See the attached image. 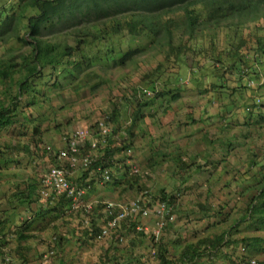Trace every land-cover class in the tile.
Returning <instances> with one entry per match:
<instances>
[{
    "label": "rangeland",
    "instance_id": "374dc122",
    "mask_svg": "<svg viewBox=\"0 0 264 264\" xmlns=\"http://www.w3.org/2000/svg\"><path fill=\"white\" fill-rule=\"evenodd\" d=\"M16 1L0 0V19L6 16L4 11H10ZM250 1L252 4L263 2ZM217 27H220L218 33L209 30L200 35L206 38V47L214 36L219 38L218 49L229 47L232 38L238 40L241 36L253 45L256 38L252 34L264 33V16L260 14L255 19H247L245 23H240L238 18L219 19ZM27 48L28 46L22 43L11 41L0 48V55ZM245 52L251 58L255 55L254 50L246 49ZM190 54L191 52L188 53ZM144 57L124 69L114 68L110 73L111 82L94 95H87L83 103L73 107V112L66 108L59 109L61 106L67 107L64 97L55 102L59 113L56 117H51L48 123L45 122L41 134L42 142L38 147L32 144V138L38 136L28 125L16 126L13 133L5 130L0 133V142L13 146L11 150H7L9 153L0 157V250L11 254L15 260L14 264H21L16 253L18 245L24 247L29 264H41L43 255L51 251H54V259L63 264H161L158 256L161 243L169 249V258L176 260L186 243L197 242L203 236L224 230L230 231L235 238L264 237V228H257V225L248 226V222L243 221L241 217L245 213L248 198L258 192L255 187L248 185L251 183V175L254 171L259 173L260 164L264 163L262 55V64L256 65L262 72L261 80L255 74H246L243 76L246 77L243 82H247L251 89H243L239 87L240 83L235 81L237 75L227 74L231 86H235L236 91H233L231 96H221L219 99L213 92L199 95L201 92L196 88L192 67L183 66L182 85H186L187 89L182 97L176 101L169 99L172 109L168 112L163 111L167 104L166 99L157 101L154 106L156 110L152 111L154 117L148 115L136 126L137 136L127 140L133 141L131 149L113 151L111 158H107L110 159L108 163L113 174L112 182L119 180V185L114 186L102 181L95 169L90 171L87 180L92 184V188L86 199L88 203L96 204L95 201L102 200H134L145 191L141 190L143 188H140V185L145 186L152 195H160L163 188L169 193L179 192L174 223L170 228L166 226L160 240L154 241L149 236L139 238L138 233L122 229L117 234L112 232L105 238L84 243L82 230L87 227L89 216L86 212H74L71 216V211L65 213L64 219L51 223L46 229L34 231V236L27 242L18 240L15 230L23 220L32 217L37 209L57 199L52 196L46 198V194L40 192V198L36 201L21 204L12 194L27 186L31 178H39L43 188V178L57 163L54 150L63 145L64 133L94 124L96 119L109 114L115 103H119L122 110L121 123L130 125L129 106L123 94L132 98L133 88L144 84L141 81L143 73L164 58L162 54L157 57L152 54L148 56V63H144ZM197 61L203 83V65L207 62V57L200 55L192 60L187 56L188 64L193 65ZM152 93L150 91L148 94ZM256 100L258 104H255ZM248 106L251 114H248ZM20 108L24 109L25 113L33 109L27 106L25 98L20 103ZM36 111L34 110V113L38 117ZM73 113V124L67 127L65 118ZM55 118H60L63 124L55 126ZM126 137L124 130H120L113 137L112 149L114 146H121ZM25 144H30V152L25 151ZM97 154L99 158L102 157L100 150ZM206 158L208 165L198 171L197 165L203 166ZM83 172L81 168L76 169L72 175L73 181L79 182L78 177ZM132 175L134 178H131ZM135 178L138 184L135 182L136 186L131 188L128 180L135 181ZM79 200L81 209L85 201L83 198ZM204 203H207L208 211L201 209L200 204ZM85 217L88 222L80 225V218ZM142 221L147 226H157L154 216ZM100 222L103 225L101 219ZM241 251L238 246L232 255L234 250L230 249L228 256L236 258L243 254ZM251 255L264 262V252ZM205 262L206 259L202 260V263ZM212 264H230V260L220 254Z\"/></svg>",
    "mask_w": 264,
    "mask_h": 264
},
{
    "label": "trees",
    "instance_id": "16d2710c",
    "mask_svg": "<svg viewBox=\"0 0 264 264\" xmlns=\"http://www.w3.org/2000/svg\"><path fill=\"white\" fill-rule=\"evenodd\" d=\"M4 12L6 16L0 19V48L11 41L22 43L28 48L0 55V133L4 130L13 133L16 126L28 125L38 136L32 138V144L36 147L42 142L45 122L48 123L51 117H56L59 113L55 102L61 97H64L67 107L61 106L59 109L66 108L73 112V107L83 103L87 95H94L111 82L110 73L114 68L124 69L143 56L144 63H148V56L152 54L153 57L159 54L164 57L156 66H151L143 73L142 86H131L132 98L123 94L129 106L130 125L121 123L122 110L119 103L111 107L109 114L96 119L95 123L105 121V127H110V130L104 132V127L97 130L94 137L101 140L99 150L102 157H98L91 166L83 170L78 177L79 182H76L79 187L92 188L87 180L90 171H97L98 166L110 167V159L107 158H111L113 151L131 149L133 141L127 140L137 136L136 126L148 115L154 117L152 111L156 110L154 106L157 101L166 99L164 112L172 109L169 99L178 100L187 89L186 85H182L183 66L192 67L196 88L201 92L199 95L213 92L218 99L221 96H231L236 91L227 74L237 75L235 81L243 89L250 88L247 82H243L246 78L244 75L255 74L259 80L262 78V72L256 65L262 64L264 33L252 34L256 38L253 45L241 36L238 40L232 38L229 47L223 49L217 48L218 37H211L206 47V38L200 35L209 30L218 33L219 19L238 18L240 23H245L247 19H255L260 14L264 16V0L262 4H252L250 0H17L10 11L7 9ZM246 49L255 51L253 58L245 52ZM200 55L207 57V62L203 65V83L198 69L199 61L193 65L187 63V56L193 60ZM150 91L153 95L148 94ZM24 98L27 106L33 108L27 113L20 108ZM255 104H258L257 100ZM246 108L248 114H251L249 106ZM34 110H37L38 117ZM74 114L71 115L73 117L65 118L67 127L73 124ZM208 120L207 118L206 121ZM62 124L60 118L54 119L55 126ZM120 130H124L127 137L122 140L124 143L121 146H114L112 149L113 137ZM103 139L106 140L105 143ZM12 147L10 143L0 142V157L9 153L7 150ZM88 147L89 144L86 143V148ZM60 148L54 150L55 159ZM24 149L30 152V144H25ZM207 161L206 158L203 166L197 165V170L201 171V168L206 167ZM56 165H61L58 159ZM260 166V172L254 171L251 183L248 184L258 192L248 198L245 213L241 217L248 222V226L257 225L261 229L264 228V163ZM134 180H128L131 188L138 184L137 179ZM111 182L108 183L114 186L120 183L119 180ZM140 188L148 191L145 186L140 185ZM41 190L40 179L31 178L27 186L12 196L21 204L32 203L40 198ZM178 194L179 192L169 193L163 188L160 195H151L153 200L172 204L176 214ZM87 196L88 194L85 195L86 199ZM72 201V197L62 195L55 202H48L46 206L37 209L32 217L23 220L15 230L18 240L27 242L34 236V231L46 229L51 223L64 219L68 211H71V216L74 212L83 213V209H72ZM200 205L201 209L208 211L207 203ZM97 210L98 206L89 216L87 227L82 230L84 243L97 239L102 232ZM80 220V225L85 224L84 218ZM172 223L167 227L170 228ZM122 229L138 233L139 238L149 236L134 227L123 225L120 230ZM149 237L153 240V237ZM238 246H245L246 251H241L243 254L236 258L228 256L229 250H234L231 252L233 255ZM260 252H264V237L235 238L230 231L224 230L203 236L197 242L186 243L176 260L169 258V249L161 243L158 256L161 264H212L216 257L223 254L228 257L230 264H247L245 262L253 257L251 254ZM7 253L0 250L2 257ZM16 253L21 264H29L23 246L18 245ZM204 259L206 262L202 263Z\"/></svg>",
    "mask_w": 264,
    "mask_h": 264
},
{
    "label": "built area",
    "instance_id": "2783aa9c",
    "mask_svg": "<svg viewBox=\"0 0 264 264\" xmlns=\"http://www.w3.org/2000/svg\"><path fill=\"white\" fill-rule=\"evenodd\" d=\"M105 121L95 123L94 125L81 126L70 130L62 137L63 145L57 154L61 165L52 167L43 178V188L41 192L46 194V198L58 199L60 196L72 197V209H80V198H83V213L90 216L98 206L97 214L102 220V232L98 239L105 238L112 232L120 230L123 225L134 227L137 231H143L153 237L154 241L160 240L163 230L166 226L175 220L174 206L167 201L153 200L149 191H144L142 195L131 201L102 200L88 203L85 195L89 193L90 186L79 187L71 178L76 169H86L93 164L99 157L97 154L100 149L101 140L95 139V134L99 128L104 127V132L109 131L110 127H105ZM105 143L106 140L103 139ZM86 143L89 147L86 148ZM96 171V170H95ZM104 182H111L113 174L111 167L98 166L96 173ZM47 189H50L48 191ZM101 206V208H100ZM71 209V210H72ZM156 218L157 226L150 227L142 219ZM86 219V217H85ZM86 222L88 220L86 219ZM135 224V225H133ZM242 251H246L245 246H241ZM54 251L43 255L41 264H63L53 257ZM15 260L9 253L4 257L0 256V264H14ZM247 264H261L256 258H249Z\"/></svg>",
    "mask_w": 264,
    "mask_h": 264
}]
</instances>
